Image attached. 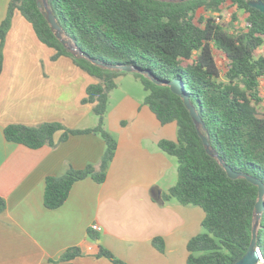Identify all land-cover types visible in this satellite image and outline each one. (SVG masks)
Segmentation results:
<instances>
[{
    "label": "trees",
    "instance_id": "trees-1",
    "mask_svg": "<svg viewBox=\"0 0 264 264\" xmlns=\"http://www.w3.org/2000/svg\"><path fill=\"white\" fill-rule=\"evenodd\" d=\"M226 4L245 11V27L230 28L215 16L200 13L221 11ZM49 5L68 36L90 58L112 65H137L159 81L132 72L147 92L144 104L163 125L177 124L176 140L159 141V147L178 160L177 182L164 193V200L200 206L205 212L204 230L188 241L187 264H236L251 243L259 188L246 178H230L218 159L206 151L184 100L165 81L183 80L217 154L234 170L264 182V52L257 54L264 46V13L250 6L249 0H49ZM17 11L31 23L40 42L53 49L52 60L70 57L98 80L87 86L82 99L83 104H93L94 127L74 129L50 121L36 126L12 123L4 128L8 141L30 148L55 147L72 134L93 133L105 141L98 163L81 169L67 164L60 175L45 178L44 204L55 209L68 199L75 182L87 177L106 181L118 146L105 127L108 102L116 79L128 72L99 66L67 49L53 33L38 0H10L0 24V74L3 46ZM233 19L237 20L236 13ZM215 51L223 55L224 66L219 65ZM59 131L62 134L56 142ZM5 208L0 197V213ZM88 233L92 239L99 238L92 228ZM153 243L164 250L162 238H154ZM258 246L264 259V213ZM99 247L97 256L127 264L108 248ZM81 255L80 247L71 246L58 260L44 264H74Z\"/></svg>",
    "mask_w": 264,
    "mask_h": 264
},
{
    "label": "crops",
    "instance_id": "crops-1",
    "mask_svg": "<svg viewBox=\"0 0 264 264\" xmlns=\"http://www.w3.org/2000/svg\"><path fill=\"white\" fill-rule=\"evenodd\" d=\"M9 2L0 0V24ZM3 52L0 197L6 208L0 213V264H44L58 260L71 246L82 250L74 264H114L97 256L99 245L127 264H187L188 241L202 232L205 212L200 206L164 200V193L174 185L175 160L159 141L176 140L177 128L175 122L163 125L142 97L122 87L124 77L134 74L120 75L110 93L105 127L118 146L106 181L79 180L65 203L50 209L44 204L45 178L60 175L67 164L81 169L98 163L105 141L93 133L72 134L55 147L30 148L8 141L4 128L50 121L74 129L94 127L93 104H83L82 99L87 86L98 80L80 68L66 70L65 56L52 60L53 49L40 42L18 11ZM120 89V98L112 102ZM61 134H55L56 142ZM95 223L103 228L95 231L98 239L88 233ZM156 237L162 238L163 251L154 245Z\"/></svg>",
    "mask_w": 264,
    "mask_h": 264
},
{
    "label": "water",
    "instance_id": "water-1",
    "mask_svg": "<svg viewBox=\"0 0 264 264\" xmlns=\"http://www.w3.org/2000/svg\"><path fill=\"white\" fill-rule=\"evenodd\" d=\"M167 1H186V0H167ZM249 5L260 10L264 13V1L263 0H249ZM38 7L45 15L53 33L55 36L66 46L67 49L72 51L77 56L82 55L84 57L89 58L93 63L110 69L115 70H124L127 72H140L148 77H150L152 80L159 83V81L153 76L152 72L148 69H143L140 66L137 65H112L107 64L103 62L102 60L90 58L88 54L83 52L78 48V46L72 41V39L68 36L65 29L62 27V25L59 23L57 17L55 16L54 12L52 11L49 0H38ZM165 84L169 85L173 92L178 94L182 97L184 100V103L186 107L188 108L191 117L194 120V123L196 125V128L198 130V133L203 141V144L206 148V151L216 157L219 161V163L223 166V168L226 170L228 176L232 179H238V178H246L251 183L255 184L259 188L258 192V199L255 205L254 215H253V226H252V239L250 246L248 248V251L246 254L236 262V264H258L259 262V254L261 252L259 246H258V232L261 225V218L264 213V182L260 180L259 178L252 176L249 173L246 172H238L234 170L230 165H228L224 159L217 154L215 149L212 147L210 138L208 135L204 134V131H207L206 124L192 103L189 95L187 94L185 90L184 82L181 78H175L173 80H166Z\"/></svg>",
    "mask_w": 264,
    "mask_h": 264
},
{
    "label": "rangeland",
    "instance_id": "rangeland-1",
    "mask_svg": "<svg viewBox=\"0 0 264 264\" xmlns=\"http://www.w3.org/2000/svg\"><path fill=\"white\" fill-rule=\"evenodd\" d=\"M200 13L203 14L204 17L215 16L217 21H222L226 24H229L230 28L234 27L235 29H241V28L246 26L247 14L245 13V11L237 10L235 7H233L229 4L224 5L222 7L221 11H216V12H210V11L209 12H202V11H200ZM234 13L237 14V20L233 19ZM219 16H221V17H219ZM230 30H232V29H230ZM263 52H264V46L258 50L257 54H261ZM215 54L217 56L219 65L221 67L224 66L225 60H224L223 55L220 54L218 51H215ZM67 58H69L70 60L69 59L67 60V62H69L68 64L66 62H64L65 69L68 70V69H71L70 67H72V69L77 70L75 68H79V67H77V65L73 62L72 58H70V57H67ZM68 65H70V66H68ZM122 75H125V73ZM65 79H66V77H65ZM122 85H123L122 86L123 88H127L129 90H132V94L139 96V97H142L141 98L142 100H144V98L147 95V92L145 91L140 80H138L133 75L127 74V76L124 77V79L122 80ZM121 90L122 89L116 91V93L114 94V96L116 95V99H113L112 102H116V100L120 98V96L122 94ZM262 95L264 96V92H262ZM263 104H264V101H263ZM107 111H108V109H107ZM174 124L177 128V124L176 123H174ZM172 158H174V160H175V167L173 168V170H171V179H172L171 181L173 184H175L177 182V179H178V160L175 156H172ZM203 230L204 229H202V231Z\"/></svg>",
    "mask_w": 264,
    "mask_h": 264
},
{
    "label": "built area",
    "instance_id": "built-area-1",
    "mask_svg": "<svg viewBox=\"0 0 264 264\" xmlns=\"http://www.w3.org/2000/svg\"><path fill=\"white\" fill-rule=\"evenodd\" d=\"M92 229L94 231H101L103 228L99 224L95 223V224L92 225ZM258 264H264V259H263V256H262L261 252L259 254V262H258Z\"/></svg>",
    "mask_w": 264,
    "mask_h": 264
}]
</instances>
